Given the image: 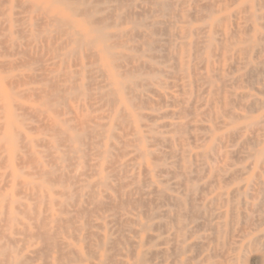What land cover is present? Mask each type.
Instances as JSON below:
<instances>
[{
	"label": "bare ground",
	"instance_id": "1",
	"mask_svg": "<svg viewBox=\"0 0 264 264\" xmlns=\"http://www.w3.org/2000/svg\"><path fill=\"white\" fill-rule=\"evenodd\" d=\"M120 1L128 3L127 1L129 0ZM120 1L48 0V2L43 5V7L36 8V10H38V13L37 17L34 19H36L37 22L41 23L40 25L43 26L42 31L44 32V34H46V36H49L45 39V41L47 40L48 42H50L51 40L52 42V40H54L55 38L51 39L50 35L53 33L56 34V36L57 34H61L63 36L62 47H58L60 48L59 50H57L58 54L59 51H62L63 56H65L66 58H74L76 60V65H74L72 61L73 65L75 67H79L80 69H77L75 71H68L66 67L61 75L59 74L58 76H51V78L46 77L45 79L41 78L42 80L47 81V83L45 85H42V87L38 89L32 90L31 92L34 97H37V101H39L41 106L45 109H33L26 105L18 104L15 102L14 97H27L26 95H28V88L20 91L15 96L6 95L2 91H0V162L2 163L0 165L5 168L4 173L0 175L1 181L4 184L1 188L3 193H1L0 195V264H155L154 261L156 259H161L163 261L167 260L169 264H186L185 261L179 260L178 258L185 253L194 250H196V253L198 249L203 251L204 247L208 245L209 241L216 243V246L213 247L210 254L214 255L215 253H217V247L220 248V246H218L220 245L219 239L221 235H224L228 231L226 229L227 225L224 221L218 224H209V229L206 230L211 232V236L204 239V241H208L207 244L205 242H194L191 245H186L184 242V238L186 236L183 232V228L185 225L183 224L184 218L191 216V219L193 221L197 217L205 216V214L203 215V211L201 209H198L200 208V206H195V199H191V204L187 200V196L194 195L196 191V188L194 186H189L190 180H193L189 179L191 174L190 161L185 156H179L176 154V152H174V150H172L170 153L174 155V157H172L177 158V160H175V162L171 164L173 166H178V168L176 170H172L171 166L170 168L161 167L154 161L158 162L163 159L159 160L156 150H153L152 148L159 144L165 146H170L172 144L174 145L176 140L183 142L181 134L183 135L186 129L183 126L179 128L178 133H180V137L177 139L173 136L169 137L157 135L153 132L159 129H156L152 124L149 123H152L156 120H161L159 118H162L169 113L156 114L154 113V111H151V113L147 114L137 112L134 113L130 110V107H139L150 102L156 106H160L159 104L162 103H167L170 104L171 107H175V105L177 106L179 104L184 105L186 103V100L184 98L179 99L178 96L173 93H167L161 86L162 82L157 83L153 79H142L140 77L134 76H125V78H123L122 80L120 79V72H122L124 75L130 70L136 71L140 68H149L151 71H154L145 57L151 58L150 54L153 53L152 43H156V41L157 43H160V41L152 38L153 35L156 34V25L160 24V22L157 20L154 22L152 21L141 23L129 22L130 27L127 29L116 30L113 32L107 30L109 27L117 28L120 25H124L129 16L139 17L141 14L146 13L150 14V16L153 15V17H155V15H157L159 12L161 13L166 11L167 4L163 0H132L130 1L129 5L125 6V9L121 10L120 6L122 7V5L120 4ZM172 1L173 0H171V2ZM263 1L264 0H247L248 5L243 8V11H249L251 4L255 2L262 3ZM113 2H120L118 4L120 6L111 5V3ZM146 2H148V4H151L149 5L150 7L147 10L145 9L146 7L144 9L142 7V5ZM16 3L22 4L20 2ZM26 3L23 2L22 4L26 9L35 8L32 4L28 5V2ZM197 3L198 2H195V4ZM171 4L172 3H170V5ZM182 4H184V2ZM213 5L214 4L212 2H208L207 4L203 5V9H209ZM171 6L169 8H171ZM203 9H201V12ZM172 11L173 10L171 8V12ZM198 11H194L195 14L198 13ZM247 13H250L248 19L250 21L253 20L254 15L250 11ZM189 14L192 15L191 13ZM195 14L193 15L194 17ZM78 18L79 21L76 20ZM198 18L202 19L201 16H198ZM199 20L197 19L196 21L200 22ZM138 21H140V19ZM7 22L11 24L12 21L8 18ZM169 24L170 23L168 22V25ZM165 29L166 28H164V30ZM238 29V26H236V30H234V33H236ZM214 30H217V32L222 34L223 39L221 40L220 48H215V50L213 49L214 46L211 38L207 39L206 48L210 52H213V50L215 52L219 49L221 54L224 56L227 51L224 42L228 37V30H226V28L221 29L218 24L214 25ZM4 31L6 32L7 30ZM198 31L200 30H196V32ZM8 34L9 38L13 35L11 26L8 29ZM177 34L180 39H184L190 34V32L184 29H180ZM201 34H204V32ZM166 35L167 34H165L164 36ZM233 37L236 38L235 36ZM58 39L59 38L57 37L56 41ZM133 39H139L141 41L140 44H137L132 48H126L124 51H116V48L124 45L125 42L131 40L133 41ZM9 44L12 47L19 46L16 45L13 40H10ZM10 45L8 46L9 49ZM139 46H141L140 48L143 52V56L127 53L128 50L138 49ZM52 47L54 46L52 45ZM8 48L6 51H8ZM44 48H46V46ZM178 48V53H176V58L178 60V72L176 74L166 72L165 76H179L180 80H182V83L177 86L175 85V88H179L180 92L184 94L186 93V89L190 86L191 83L185 81V66L182 62V57L185 52V45L180 44ZM45 50L49 52L47 48ZM243 51V54H247L245 50ZM7 54L8 53L6 52L5 55L7 56ZM13 55L15 56L16 52ZM165 56L166 55H164V57ZM244 57L246 56L244 55ZM152 58H154L155 60L154 56ZM56 59H58V57ZM83 59H87L88 61H90L91 65L93 64V67L84 69ZM174 67H176V65ZM174 70H176V68ZM260 72L262 73V75L264 74L262 71ZM260 72H258V74H260ZM150 74H153V72H151ZM123 75L122 77H124ZM248 75L249 73L247 74V76ZM15 78L18 81L23 82L25 85H28V80H31L33 77H30L28 79V75H19L11 78L10 80L12 81ZM44 81H42V83ZM224 83L226 82H223L221 87L225 85ZM163 85L166 87L167 84L164 83ZM90 86L95 87L94 93L87 92ZM140 88L143 89V92L139 91ZM222 89L224 88H221L220 90ZM145 93L152 94L155 99L152 100ZM203 93L202 95H204ZM34 100L36 101V98ZM70 101H81L84 104H88L90 106H97L100 108L102 107V109L103 107H107L108 111L106 115H103V117H99L100 119H103V121L97 124L94 122L92 123V121H94V118L92 121H88V118L86 117L89 123L96 124L94 127H86L85 125L87 124V121L82 120L80 121V123H78L80 126L79 131H74L75 128L69 125V118L59 119L57 116H53V114L56 115L57 108H60V105L67 107V109H65L66 111L61 112V115L62 113L67 114L72 111V109H68V106H66ZM229 103L227 105V108L229 106ZM74 104L75 103H73V105ZM256 104L258 103L256 101H253L249 106H254ZM261 105H264V102H261ZM81 107L82 106L80 105V108ZM143 107L145 106H142L141 108L145 110ZM89 109L91 110L90 107ZM94 111L95 110H93L91 113H93ZM229 111L228 113L226 112L227 116L229 114ZM16 112H19V114L16 115ZM84 112L85 111H83L82 113L84 114ZM179 113L181 112H178V114ZM231 114L232 113H230L229 115ZM233 115L234 114H232L231 116ZM28 116L43 117L41 120L43 122V128L48 133L46 134V136H44L43 139L34 141L33 139L28 137L27 133L23 132L22 128L25 126L27 127L28 125ZM30 118L31 117H29V119ZM233 118L236 120V117H232V120H234ZM34 119L36 120V118ZM100 119L96 120L100 121ZM35 122L39 123V121ZM185 122L186 124L189 123L187 121ZM218 124H220V122ZM215 126L216 125H214V127ZM36 128L33 127L31 131ZM159 128L167 129L165 133L168 134L170 133V131H172V128L175 129L176 127L172 124H163ZM199 128L203 129V127ZM142 129L147 131L148 133H151V135L149 136L146 134V136L149 137L143 136ZM194 130L195 129H193V131ZM196 130L198 129L196 128ZM173 132H175V130H173ZM188 138H190V136ZM231 140L230 142H232ZM38 143L44 144V148H41L45 150L41 153L34 150L35 144L37 146ZM59 147L63 148L60 149ZM84 147L91 152L92 157L94 158L93 160L86 159L83 150ZM263 153L264 150L260 152V155H262ZM119 156H121L120 158H122V156H127L128 160L124 163L118 164L115 161V157ZM202 156L203 155H195L196 158H200ZM26 161L28 163H32L34 172L31 173V176L33 177L32 174L35 173L38 177V182H28V179H23V176H28V174L22 173L21 171H19L20 169L17 170V168L19 167L18 165L24 166V163ZM211 161H213V159ZM128 168L131 171L129 172V175L126 174L128 173ZM108 169L111 171L113 175L112 177L108 176V174L105 172ZM135 172L137 173L135 174ZM157 172L168 173L166 175L171 174L173 177L175 176L180 178L179 181H176L173 184V186H179L184 183H188L189 185H185L184 187L185 195H187L186 198L173 196L164 188H162V184L159 185V183L154 180V175ZM140 174H142V176L144 177L143 179H140ZM123 176L125 178L124 180L114 181L110 179L113 177L115 179H121V177ZM163 176L165 175L163 174ZM230 177L231 176H229V178L227 179L228 182L231 181H229V179L232 178ZM198 180L200 182V180L202 179ZM209 184H213V182ZM209 184L207 183L208 186ZM216 189L218 188L216 187ZM200 190H202V187H200ZM239 190L241 191L242 188ZM261 192L264 193V188L261 189ZM231 193L233 195L237 194L238 189H235ZM23 194L25 195L23 202L15 199L16 196ZM28 196H30V198L35 201L34 207H31L28 204V201H30L28 200ZM151 198L154 199L155 202L159 205L168 203L170 209L174 207L175 211L165 209L160 212L148 213L149 211H146L144 209L151 201ZM228 201L229 200H226L225 202L227 203ZM214 202L222 204L224 201L221 199V197H217V199L214 200L212 204H215ZM231 202L233 201L231 200ZM151 204H154V202H151ZM164 205L163 207H165ZM107 211L111 212L109 215L107 214L108 216H99V221H95V218V220L93 219V217H95L96 215H100V213L103 214L104 212L106 213ZM16 212L23 214L25 219H28L31 222H28L25 219H19L16 215ZM21 214L19 215L22 216ZM142 215L147 217V220L151 221L152 224L141 221L140 216ZM216 216L217 218L223 219L225 213L219 212L216 214ZM162 220H164V222H161ZM109 225H113V227L115 228V235L113 236L107 233V227ZM170 225L174 227V230L172 233H169L167 237L159 239V237L154 233L158 228H162L168 231V227H170ZM207 227L208 223L206 228ZM242 228L243 227H241L239 230H241ZM148 245H151V247H147ZM77 246H83L86 251V256L83 255V253L79 248H77ZM12 248L15 249V252L14 250H12L13 252L11 251ZM250 248L251 247L249 244L245 245L243 249L244 254L252 252ZM199 250L198 253L200 252ZM207 257H210V255H208ZM207 257H205V259ZM169 259H172V261H169ZM130 260H132V263H130ZM232 260L234 261V263L232 264H246V255H239ZM253 260H257L260 264H264L260 257H253ZM163 261H161V264Z\"/></svg>",
	"mask_w": 264,
	"mask_h": 264
},
{
	"label": "rangeland",
	"instance_id": "2",
	"mask_svg": "<svg viewBox=\"0 0 264 264\" xmlns=\"http://www.w3.org/2000/svg\"><path fill=\"white\" fill-rule=\"evenodd\" d=\"M130 1L132 0L127 1L128 3L120 1L121 3L120 2L119 3L122 5V7L118 5L119 4L118 2H113L111 3V5L120 6V9L122 10V9H125V6L129 5ZM163 1L166 2L167 9L164 12H161V13L159 12L157 15H155V17H153V15L150 16V14H146V13L141 14L139 17L129 16L128 20H126V23H124V25H120L117 28L109 27L107 30L110 32H113L116 30L127 29L130 27L129 22L141 23V22H152V21L154 22L156 20L160 22V24L156 25V29H157L156 34H154L152 37L160 41V43L159 42L157 43V41H156L157 44L152 43L153 53L150 54L151 58L145 57V59L148 60V62L150 63L154 71L153 70L151 71L149 68H140V69H137L136 71L135 70H130L131 72L128 71L129 74L125 73L123 75V73L120 72V79L122 80L123 78H125V76L126 77L134 76V77H140L142 79H153L157 83L162 82L161 86L162 88L165 89L167 93H173L176 96H178L179 99L184 98L186 100V103L184 105L179 104L177 106L175 105V107L174 106L171 107V105L167 103H162V104H159L160 106L158 105L156 106L150 102L145 105L143 104L139 107H130V110L134 113L137 112V113H142V114L151 113V111H154V113L156 114L169 113L166 115L167 117L164 116L162 118H159L161 120H158V121L156 120L152 123H149V124H152L156 129L157 128L159 129L153 132L157 135L169 136V137L173 136L177 139L180 137L179 136L180 133H178L179 128L183 126L186 129L184 134L183 135L181 134L183 138V142L176 140L174 145L172 144L170 146H165V145L159 144V145H156L154 148H152L153 150L154 149L156 150V153L158 154L157 155L158 159L159 160L163 159L158 162L154 161L157 165L161 167L170 168L171 166L172 170H176L178 168V166H173L171 164V163H174L175 160H177V158H173L174 155L170 153L172 150H174V152H176L177 155L185 156L190 161L191 174H190L189 179H193V180H190V182L188 180L190 185L188 183H184L179 186L178 185L173 186V184L176 181H179L180 178L175 177V176L173 177L171 174L166 175L168 173L159 172L160 173L159 174L157 172L154 175V180L158 182L159 185L162 184L161 185L162 188H164L168 193L172 194L173 196H176L179 198H186L187 196L185 195V192H184L185 185L194 186L196 188L194 195H191V196L188 195L187 200L191 204L192 203L191 199H195V203H194L195 206L197 207L200 206V208L198 209H201L203 211V215L205 214V216L197 217L198 219L196 218L193 221L191 219V216L184 218L183 224L185 225L183 228L184 229L183 232L186 235L184 238L185 244L191 245L194 242H205L207 244L208 241H204V239L206 237L211 236V232L206 230V229H209V224H218L224 221L227 225L226 229L228 231L224 235H221L219 239L220 245H218L220 246V248L217 247V251H218L217 253H215L214 255L210 254L213 247L216 246L215 245L216 243L209 241L208 245L204 247L203 251L198 249L201 253L200 252L198 253V250H197V253H198L197 254L195 252L196 250H194V251L185 253L184 255L180 256L178 259L185 261L186 264H232L234 263L232 259H235V257L239 255L240 256L246 255V264H260L259 261L253 260V257H256V258L260 257L262 261L264 262V212H263L264 211V193L261 192V189L264 188V153L260 155V152L264 150V105H261V102H264V94H263L264 74L262 75V73L260 72L262 71L264 73V52H263L264 51V27H262L264 26V1L262 3L255 2L251 4L249 11L254 15V19L251 21L248 19L250 13H247V12L249 11H246V10L243 11V8L248 5L247 0H229V1L228 0H173L172 2L171 0L169 1L163 0ZM16 2H20L22 4L23 2L24 3L28 2V5L32 4L35 8L34 9L29 8L30 9L29 10V9H26L22 4H18ZM47 2L48 0H0V15H1L0 23H4V24H0L2 25L0 26V41L2 43V44L0 43L1 45L0 46V91L5 93L6 95L15 96L20 91L28 88V95H26L27 97L24 96L25 98L24 97L22 98L14 97V98H15L16 103L26 105L33 109H45L44 107L41 106L40 102L37 101L38 100L37 97L36 96L34 97L31 92L32 90L38 89L42 87V85H45L47 83V81H44L41 78L45 79L46 77L51 78V76H58L59 74L61 75L66 67L68 71H75L77 69H80L79 67L74 66L76 65V60L74 58H66L65 56H63L62 51H59V54H58L57 50L60 49L58 47L60 46L62 47L63 36L61 34H57V36L54 33L51 34L50 38L51 39L55 38L54 40H52V42L50 40V42L54 46L52 47L50 42H48L47 40H46L47 42L45 41V39L49 36H46V34H44V32L42 31L43 26L40 25L41 24L40 22H37L36 19H34L37 17V13H38V10H36V8L43 7V5L46 4ZM183 2L184 4H182ZM195 2H198V3L195 4ZM208 2H212L214 5L211 8L208 7L209 9L205 8L204 10L203 5L207 4ZM170 3H172L171 4L172 6L174 4V6L172 7ZM149 5L151 4H148V2H146L142 5V7L143 9L146 7L145 9L147 10L150 7ZM20 6H23V7H20ZM170 6L173 10L172 12H171V8H169ZM198 6L199 7L202 6V7L199 8ZM198 8H199L200 13L198 11ZM201 9H203L202 12H201ZM193 10L195 12L198 11V13L195 14ZM189 13H191L192 15H190ZM194 14H195V17L193 16ZM198 16H201L202 19L198 18ZM8 18L12 21L11 24L7 22ZM139 19L140 21H138ZM197 19L198 20L200 19L199 20L200 22H197L196 21ZM76 20L79 21V18ZM184 21L185 22L187 21L186 22L187 24ZM168 22L170 23L169 25H168ZM216 24H218L221 29L226 28V30H228L227 31L228 37L224 42V45L227 48V51L224 54V56L221 54L219 49L214 52L215 48H220L221 40L223 39L222 34L217 32V30H214V25ZM10 26L13 31V35L9 38L8 29ZM236 26H238L239 32L237 31L236 33H234V30H236ZM164 28L166 29L164 30ZM180 29L187 30L188 32H190V34L186 38L180 39L177 34ZM4 30H7V31L5 32ZM196 30H200V31L196 32ZM158 31H159V34H158ZM162 32H164L167 35L164 36L165 34ZM203 32L204 34H201ZM233 36H235L236 38H234ZM57 37L60 40L58 39L56 41ZM208 38L212 39L213 46H214L213 52L208 51L206 48V41ZM195 39H198V40H195ZM10 40H13L16 43V45H19V46L12 47L9 44ZM140 42L141 41L139 39H133V41L131 40V41L125 42L124 45H121L120 47L116 48V51H124L126 48L135 47L137 44L139 45ZM197 43H200V44H197ZM180 44L185 45V48H184L185 52L182 57V62L185 66L184 67V71L186 75L185 81L191 83L190 86L186 89L187 90L186 93L184 94L180 92L179 88H175V85L177 86L182 83V80H180L179 76L177 75H175V77L165 76L166 72H170L172 74L173 73L176 74L178 72L177 71L178 60L176 58V53H178L177 51L179 49L178 47L180 46ZM9 45H10V49L8 48ZM195 45H198V46H195ZM45 46L47 50H49V52L45 50L46 49L44 48ZM155 46H158V47H155ZM140 47L141 46H139L138 49H134V50L130 49L127 51V53L135 54L138 56H143V52ZM7 48H8V51H6ZM139 48H140V51H139ZM199 50H200V53H199ZM243 50H245L247 54L245 53L243 54L242 53ZM25 51L28 52L29 54L26 53ZM6 52L8 54L10 53L9 54L10 56L8 54L6 56L5 55ZM15 52H16V55L14 56L13 54H15ZM59 55L62 57H60ZM164 55L166 56L164 57ZM244 55L246 57H244ZM56 56L58 57V59H56L57 58ZM153 56L155 57V60L154 58H152ZM198 61L200 64L198 63ZM83 64H84V69H89L93 67V64L91 65L90 61H88L87 59H83ZM175 65L176 67H174ZM175 68L176 70H174ZM150 71L153 72V74H150L151 73ZM161 72H164V73H161ZM258 72H260V74H258ZM248 73L250 76L249 75L247 76ZM19 75H28V79L30 77H33V78L31 80L30 79L28 80V85H25L23 82L18 81L16 78L12 81L10 80L11 78H14ZM122 75L124 77H122ZM194 75H197V76H194ZM9 80H10V83H9ZM41 80L44 81L45 83L44 82L42 83ZM223 82H226V83H224L225 85L221 87ZM164 83L167 84L166 87L163 85ZM90 88L88 89L87 92L94 93L95 87L90 86ZM221 88H224V89L220 90ZM139 91L143 92V89L140 88ZM202 93L204 95H202ZM145 94L152 100L155 99L152 94L150 93H145ZM35 98H36V101L34 100ZM253 101H256L258 104L254 106H249L250 103ZM73 103H75L76 105L75 104L73 105ZM228 103H229V106L227 108ZM80 105L82 106L81 108H80ZM66 106H68V109L69 108L72 109V111H70L67 114L62 113L63 115L62 116L61 112L66 111L65 109H67V107L60 105V108L59 107L57 108L56 115L53 114V116H57L59 119L69 118L70 119L69 125L75 128L74 131H79L80 126L78 123H80V121L82 120L87 121V118H88V121L89 120L92 121L94 118V121H92V123L94 122L96 124L103 121V119H100L99 117L100 116L103 117V115H106L108 111L107 107H103L102 109V107L100 108L97 106H90L88 104H84L81 101L80 102L70 101ZM142 106H145L147 108L143 107L145 109L143 110L141 108ZM258 106L259 107L261 106V107L259 108ZM89 107L91 108V110L89 109ZM79 110H80V113H79ZM93 110L95 111L91 113ZM83 111H85L84 114L82 113ZM228 111H229V114L232 113L234 115L231 116L232 114L231 115L228 114L227 116ZM178 112H181V113L183 112V113L178 114ZM18 114L19 112H16V115ZM29 117H31L32 119L31 118L29 119ZM232 117H236V120L234 118H233L234 120H232ZM34 118H36V120ZM42 118L43 117L28 116V121H27L28 125L27 127L25 126L22 128L23 132L27 133L28 137L33 139L34 141L41 140L44 138V136H46V134H48L46 130L43 128L44 127L43 122L41 121ZM96 119H100V121H97ZM35 121H39L41 125ZM88 121L86 122L87 123L85 125L86 127H94L96 125V124H91ZM185 121L189 123L186 124ZM219 122L220 124H218ZM212 123L216 126L214 127ZM163 124H172L176 128L175 129L172 128V131H170V133L167 134L165 133L167 129L159 128ZM32 126L35 128L37 127L36 129H34L35 131L34 130L31 131L33 129ZM38 126L40 127V129ZM199 127H203V129ZM196 128L198 130H196ZM193 129L195 130L193 131ZM173 130H175L176 133L173 132ZM146 134L149 136L151 135V133H148L147 131L142 129V135L145 137H149V136H146ZM189 136L190 138H188ZM218 139H220L221 142ZM230 140L232 142H230ZM41 147L44 148L43 143H38L37 146L35 144L34 150L41 153L45 150V149H42ZM59 148L62 149L63 147H59ZM83 150H84L87 160L94 159L92 157L91 152L88 151L87 148L84 147ZM195 155H203V156L200 158L199 157L196 158ZM120 157L121 156L115 157V161L118 164L124 163L128 160L127 156H124V157L122 156V158ZM212 159L215 162L211 161ZM0 164L2 163L0 162ZM18 166H19L18 168L16 167L17 170L20 169L19 171H21L22 173L28 174V176H23V179H28V182H38V177L35 173L32 174L33 177L31 176V173L34 172L33 170L34 167L32 163H28L26 161L24 163V166H21V165H18ZM0 167H1L0 175H2L5 171V168L2 165H0ZM105 172L108 174V176H111V177L113 176L109 169ZM127 172L128 173L126 174L129 175L130 174L129 172H131L129 168L127 169ZM136 173L137 172H135V174ZM163 174L165 176H163ZM233 175H236V176H233ZM124 176L121 177V179L120 178L115 179L114 177L110 179L114 181L124 180L125 179ZM229 176L232 177V178L230 177L231 179H229V181L231 180L230 182H228L227 180ZM139 177L140 179L144 178L142 174H140ZM198 179H202V180H200L199 182ZM212 182L213 184H209ZM207 183L209 184V186L207 185ZM3 185L4 184L2 183L1 178H0V190ZM200 187H202V190H200ZM216 187L218 189H216ZM241 188L242 190L240 191L239 189ZM233 189L234 190L238 189V193L233 195L231 193L234 191ZM1 193H3L2 190L0 191V195ZM28 195H29V189H28ZM198 195L200 196V199ZM24 197L25 195L23 194V195L16 196L15 199L23 202ZM28 197H29L28 200H30L28 201V204L31 207H34L35 201L32 198H30V196ZM217 197H221V199L224 201L223 202L224 204L217 203V202H214L215 204H212L213 201L217 199ZM150 200L151 201L149 202V204H147L148 207L146 206L147 208L145 207L144 209L146 211H149L148 213L160 212L165 209L175 211V208L172 206H171L172 208L170 209V206L168 203H166L167 205L165 203H163L162 205L161 204L159 205L158 203L155 202L154 199L151 198ZM226 200H229V201L226 203L225 202ZM231 200L234 203L231 202ZM151 202L152 203L154 202V204H151ZM163 205L165 207H163ZM107 212L106 213L104 212L105 213V214L103 213L104 215L100 213V215H96L95 217H93V219L95 218L96 219V220L94 219L95 221H99L100 220V218H98L99 216L104 217V216H108L111 213V212H108V213ZM219 212L225 213V216L223 219L217 218L216 214ZM16 213L19 219H25L23 214L19 212H16ZM19 214H21L22 216H20ZM147 219L148 218L143 215L140 216L141 221L148 222V224H152V222ZM203 219L207 220V221L205 220L208 223L207 228H206L207 223ZM25 220L28 222H31L28 219H25ZM161 222H164V220H162ZM170 227H168V231L162 228L161 229L158 228L159 231L157 229V231H155L154 233L159 237V239L165 238L169 235V233H172L174 230L173 226L170 225ZM241 227L243 228L239 230ZM114 231H115V228L113 227V225H109L107 227V233L109 235H112V236L115 235ZM247 244L250 245L251 247L250 249L252 252L244 254L243 249L245 245ZM147 247H151V245H148ZM77 248H79L80 251L83 253V255L86 256V251L83 248V246H77ZM12 250H14L15 252L14 248H12L11 251ZM208 255H210V257H207ZM205 257H207L206 258L207 260L205 259ZM160 260L161 259H156L154 261L155 264L156 263L161 264V261L163 260L161 261ZM169 261H172V259H169ZM252 261L255 263H253ZM130 263H132V260H130ZM162 264H169V263L166 260V261H163Z\"/></svg>",
	"mask_w": 264,
	"mask_h": 264
}]
</instances>
